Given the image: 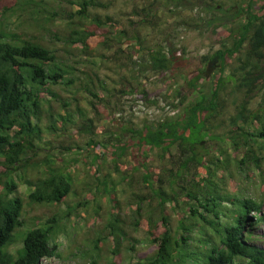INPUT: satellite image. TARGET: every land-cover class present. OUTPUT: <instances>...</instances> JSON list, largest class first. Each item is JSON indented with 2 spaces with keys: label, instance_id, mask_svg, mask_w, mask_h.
<instances>
[{
  "label": "trees",
  "instance_id": "trees-1",
  "mask_svg": "<svg viewBox=\"0 0 264 264\" xmlns=\"http://www.w3.org/2000/svg\"><path fill=\"white\" fill-rule=\"evenodd\" d=\"M63 1L55 6L48 0H20L12 11L22 10L30 27L7 30L0 23V264H43L59 254L61 220L54 225L39 216L26 220L25 201L13 194L16 177L32 189L30 204H63L76 194L67 166L56 167L53 159L41 156L44 145L54 146L50 136L57 139L72 130L90 138L87 145L96 150L100 167L110 158L118 166L133 150L144 159L132 167L143 170L145 186L130 199L136 222L132 231L119 224L121 201L112 175L99 177L113 206L116 256L122 248L138 255V246H146L151 250L138 264H264V0H221L214 10L226 5V21L217 20L218 15L206 18L203 11L182 20L200 32L213 30L221 47L204 55L202 63L217 72L209 77L208 69L201 68L186 76L192 97L183 92L185 86L171 85L163 97L173 114L142 126L127 120L121 133L101 121L126 120L133 101L155 106L159 100L145 86L109 88L102 66L110 59L120 63L147 55L143 69L167 75L178 69L186 48L152 46L142 35L141 29L161 25L159 0L135 7L132 16L138 20L130 18L127 27L113 15L95 12L110 8L109 1ZM164 2L167 10L189 0ZM37 32L64 40L66 48L60 53ZM61 88L74 98L63 96ZM81 92L92 97L91 110L73 108ZM42 168L43 176L29 177ZM250 170L263 175L260 193L247 196L230 189V181L241 182V172ZM116 171L121 183L133 185L121 168ZM21 240L23 246L11 252ZM112 264L121 263L115 258Z\"/></svg>",
  "mask_w": 264,
  "mask_h": 264
},
{
  "label": "rangeland",
  "instance_id": "rangeland-1",
  "mask_svg": "<svg viewBox=\"0 0 264 264\" xmlns=\"http://www.w3.org/2000/svg\"><path fill=\"white\" fill-rule=\"evenodd\" d=\"M20 0H0V23L3 21L4 27L7 30L16 29L22 25L24 27H30V22L26 14L22 15V10L12 11V8H16L14 3ZM52 4L59 5L64 4L63 0H48ZM111 2L110 8L95 10L103 15H113L120 20L122 26L127 27L130 25V18L136 22L137 17L132 16L133 9L137 6H144L149 2L155 0H106ZM227 0H225L226 2ZM221 0H189V2L180 5L179 8L175 7V4L170 5L167 10L164 0H159L155 3L159 8V13L162 17L161 25L153 28L141 29L142 35L147 37L148 44L154 46L158 44H166L167 46L177 45L180 48H186L185 54L180 52V62L178 69L173 73L162 75L154 73L152 71H146L141 66L146 65L148 56L144 59L141 56H135L134 59L140 64H135L132 60L124 58L122 61L114 62L113 59L107 60V65L102 66L101 76L106 78L109 88H122V83L127 87L132 84L143 88L145 86L151 93L152 99L159 100L158 105H148L147 108L152 111V114L147 115L142 108L134 110L133 107H137L136 101H133L132 107L127 105V113L124 114L126 120H120L117 123H112L108 119H103L101 122L104 128L113 130L114 132L121 133L123 127L126 125L127 120H132L137 126H142L145 121H153L159 118L165 117V115L173 114V108L168 100L164 99V95L167 94L171 85L173 89L176 86L183 85L184 93H187L189 97H192V93L185 85L186 76L193 74L201 68H207V65L202 63V57L207 54L213 53L215 50L221 47L216 41L215 33L212 29L198 30L191 29L190 27L181 24L182 20L190 21L196 17V14L200 11L204 12L206 18L218 15L217 20L226 21L223 17L227 6L224 5L218 12H215L214 6H217ZM209 3V4H208ZM227 3V2H226ZM194 5V8L192 6ZM174 12H169V10ZM205 10H208L205 11ZM12 11V12H11ZM3 13H6V19L3 17ZM178 14L175 16V14ZM60 27L59 32L63 39V34L66 33L65 27ZM139 26L137 25L136 28ZM222 30V28L220 29ZM46 44H50L51 47L59 49V52L66 48L64 40H60L47 32L36 33ZM127 47V46H126ZM78 48H81L79 46ZM81 50V49H78ZM181 50V49H180ZM110 56L112 53L107 52ZM128 56V55H127ZM218 68L213 67L210 70V76L217 72ZM80 75V72H76ZM167 76V77H166ZM132 83V84H130ZM60 89V92L66 98H74V95L67 93ZM115 89V88H114ZM112 89V90H114ZM48 97V95H45ZM79 100H74L73 108L76 105L81 106L84 109L91 110L90 100L91 96L78 93ZM46 97V98H47ZM261 100L257 98L254 103V107ZM57 105V104H56ZM152 107V108H151ZM233 107H231L232 109ZM134 111L135 114L131 112ZM54 146L44 145V149L41 151V156L45 160L53 159L56 162V167L67 166V171L70 173L74 190L76 194L67 198L63 204L54 205H39L30 204L28 195L32 189L25 183H23L20 177H16L15 180L18 183V190L13 196H19L25 201V214L24 218L30 220L35 216L41 217V222H46L48 219L54 225L56 221L61 220V230L59 234V250L58 255L45 259L43 264H112L115 258H118L121 264H138L139 257L148 254L151 247L138 246V255L134 252L128 251L122 248L120 256L114 254L111 232L112 221L115 216L113 214V206L109 201V195L106 193L105 187L100 183L99 177H103L104 173H110L111 178L115 180L117 188L116 194L118 195L121 205L119 210H116L119 217L122 218L119 224L125 229L132 231L136 228L135 217L130 205V199L133 192H138L145 186L141 181V175L143 170L134 172L132 170L135 161L143 162L141 152L133 150V153H129L125 161L117 166L112 159H107L105 165L100 167L95 161L96 150L87 145L90 139L87 135H80L76 131L60 136L54 139L50 136ZM128 138V137H127ZM102 139V137H101ZM126 140V139H125ZM68 147V148H67ZM100 149H103L102 146ZM153 152H150V154ZM152 156V154H151ZM152 158L156 160L154 155ZM154 162V161H153ZM152 162V164H153ZM264 175V161L262 162ZM117 168H121L128 178L134 179L133 185H130L129 181L121 183L119 176H117ZM41 171V172H40ZM35 170L29 173V177L36 180L37 177L43 176L45 169ZM236 169L234 170V172ZM20 175V174H19ZM242 181L237 180L230 181V189L242 190L245 195H254L260 193L259 185L261 184L262 176L260 170H250L248 172H241ZM248 175L247 181L244 176ZM244 177V178H243ZM138 180V183L136 182ZM56 216V217H54ZM57 218V219H56ZM264 231V229H262ZM23 246L22 240L11 246V252H16Z\"/></svg>",
  "mask_w": 264,
  "mask_h": 264
},
{
  "label": "built area",
  "instance_id": "built-area-1",
  "mask_svg": "<svg viewBox=\"0 0 264 264\" xmlns=\"http://www.w3.org/2000/svg\"><path fill=\"white\" fill-rule=\"evenodd\" d=\"M136 104L137 107H135L134 110H137V108H142L145 111V113H148L147 115L152 114L153 110H150V108L148 109L147 108L148 105H146V103H144L143 100H138V101L136 100Z\"/></svg>",
  "mask_w": 264,
  "mask_h": 264
},
{
  "label": "flooded vegetation",
  "instance_id": "flooded-vegetation-1",
  "mask_svg": "<svg viewBox=\"0 0 264 264\" xmlns=\"http://www.w3.org/2000/svg\"><path fill=\"white\" fill-rule=\"evenodd\" d=\"M209 65H211V64H209ZM209 65H208V66H209ZM208 66H207V69H208ZM211 69H212V66H210V68H209V70H208L209 73H210V70H211ZM209 75H210V74H209Z\"/></svg>",
  "mask_w": 264,
  "mask_h": 264
},
{
  "label": "water",
  "instance_id": "water-1",
  "mask_svg": "<svg viewBox=\"0 0 264 264\" xmlns=\"http://www.w3.org/2000/svg\"><path fill=\"white\" fill-rule=\"evenodd\" d=\"M209 68H210V65L208 66V70H209Z\"/></svg>",
  "mask_w": 264,
  "mask_h": 264
}]
</instances>
